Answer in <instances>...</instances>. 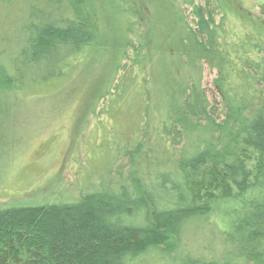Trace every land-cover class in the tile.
<instances>
[{
  "label": "trees",
  "instance_id": "16d2710c",
  "mask_svg": "<svg viewBox=\"0 0 264 264\" xmlns=\"http://www.w3.org/2000/svg\"><path fill=\"white\" fill-rule=\"evenodd\" d=\"M102 1L0 0L4 97L69 78L104 41L84 13ZM208 1L168 0L160 35L152 16L132 37L122 34L113 99L101 96L92 111L95 125L107 119L112 130L129 120V134L85 146L91 169L79 197L0 208V264H264V0H253L257 17L246 22L229 16L230 0ZM121 2L111 8L126 21ZM150 2L136 4L139 15ZM156 64L165 78L148 108ZM205 65L216 104L202 85ZM120 152L136 163L127 174Z\"/></svg>",
  "mask_w": 264,
  "mask_h": 264
},
{
  "label": "rangeland",
  "instance_id": "374dc122",
  "mask_svg": "<svg viewBox=\"0 0 264 264\" xmlns=\"http://www.w3.org/2000/svg\"><path fill=\"white\" fill-rule=\"evenodd\" d=\"M150 1L151 12L142 9V15H139V11H136L139 6L136 4H141V0H123V7L127 12L130 10L126 21L114 10L118 0H111V3L103 0L102 5H96L95 10L92 9V13L86 12L85 5L84 13H87V17L94 18L98 26L101 25L100 32L104 41L81 55L72 75L56 88L42 89L34 95L23 96L22 99L4 97L6 93L0 92V99L3 98L0 102V208L70 201L79 197L87 180L85 177L91 169L85 157V146L89 147L92 141L99 143L100 137L109 142L119 135L120 129L129 134V120L126 126L118 123L120 128L116 129V124L112 130L111 122L103 116L104 120L100 125H95L96 116L92 109L99 104L101 96H104L106 103L113 99L109 96V88L121 74L116 66L121 63L122 58V34L132 37L144 27L145 17L152 16L150 22L155 29L153 34L157 31L160 35L159 13H164L168 0ZM193 1L203 5L208 0ZM252 2L253 0H243L239 4L230 0L225 5L232 19L246 22L249 17H257ZM112 5L114 8H111ZM183 9L190 13L192 7L185 5ZM134 37L136 42L138 35L135 34ZM157 60L161 62L160 58ZM124 63L125 60H122V64ZM158 65H155L157 74H154L155 82L152 84L155 90L149 88L151 96H148V108L158 105L161 100L165 75L159 72L163 66ZM202 72V85L209 95L210 103L216 104L218 97L212 84L214 72H210L207 65ZM177 75L180 76L178 72ZM156 113L155 110L152 112L153 119ZM108 130L112 131L107 132ZM184 144L183 141L179 147ZM129 149L130 146L126 150ZM195 151L196 149L191 148L189 154ZM183 155L178 154V159H183ZM128 159L122 152L117 156L126 174L136 167V163L130 165ZM136 162L138 165L139 160L136 159ZM149 255L148 262L151 259L156 261L160 256L159 250Z\"/></svg>",
  "mask_w": 264,
  "mask_h": 264
}]
</instances>
